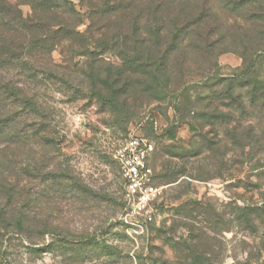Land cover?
I'll return each mask as SVG.
<instances>
[{
  "label": "rangeland",
  "instance_id": "obj_1",
  "mask_svg": "<svg viewBox=\"0 0 264 264\" xmlns=\"http://www.w3.org/2000/svg\"><path fill=\"white\" fill-rule=\"evenodd\" d=\"M10 1L20 2L26 16L33 11L27 0ZM72 1L84 15L78 31L85 32L90 1ZM192 1L202 6L203 19L193 48L186 49L182 74L175 68L172 95L160 101L130 96L118 118L123 120L113 121L95 100H72L69 91L56 88L41 90L51 119L43 133L56 141L49 144L28 132L32 139L12 165L26 194L17 206L7 207L8 220L0 221V264H160L164 258L180 256L178 248L192 235L195 242L206 239L217 245L209 252L210 264H233L258 249L263 252L259 263L264 262V220L253 234L238 229L235 221L237 205H264V139L258 144L245 140L244 148L237 150L235 139L226 132L233 123L221 125L218 133L206 126L203 132L219 140L223 160L219 166L210 160L207 172L198 158L184 159L202 142L193 117L197 110H186L181 97L185 92L195 96L219 91L222 86H214L219 78L240 73L243 48L251 50L250 38L259 32L250 22L263 23L264 0ZM209 34L217 43L209 50L200 49L198 42ZM71 46L65 40L56 47L52 53L56 65H65ZM258 55L250 54L247 64H258L264 71V53ZM101 57L113 63L103 64L106 70L121 65L116 49ZM237 57L239 64L234 61ZM178 102L180 110L175 109ZM259 113L249 107L242 127L249 130L251 120L256 132H264V109ZM129 134L143 135L153 143L149 162L153 184L161 191L154 202V220L143 232L129 225L125 180L114 157ZM259 162L262 165L257 166ZM4 166L9 168L0 161V170ZM205 172L207 179L191 176ZM20 212H24L21 221ZM84 241L88 244L83 253L79 248Z\"/></svg>",
  "mask_w": 264,
  "mask_h": 264
},
{
  "label": "trees",
  "instance_id": "obj_2",
  "mask_svg": "<svg viewBox=\"0 0 264 264\" xmlns=\"http://www.w3.org/2000/svg\"><path fill=\"white\" fill-rule=\"evenodd\" d=\"M27 1L33 11L26 16L20 2L0 0V161L9 164V168L4 166L0 170L1 222L9 218L7 207L17 206L26 194L17 174L19 171H14L12 165L17 163L25 142L32 139L27 133L33 132V138L43 137L49 144L56 141L43 133L51 126V119L40 97L41 90L56 88L69 91L72 100L79 97L95 100L103 112L107 110L111 114L113 121L121 117L131 97L163 100L174 93L175 68L182 74L186 49L193 48L203 19L202 6L192 0H86L91 5L90 24L85 32H80L78 26L83 23L84 15L74 1ZM262 11L261 25L250 22L259 32L250 38L252 49L243 48L244 64L240 73L219 78L220 82L214 84L222 86L219 91L210 89L195 96L185 92L181 96L186 110H197L193 117L202 142L184 159L198 158L207 172L210 160L214 166L221 165L223 160L219 156L220 142L206 136L203 132L206 126L218 133V127L233 123L226 132L235 139L237 150L244 148L245 140L258 144L264 139V132H256L251 120L249 130L242 127L249 107L258 108L259 115L264 109V71L258 64H247L250 54L264 53V9ZM242 26L239 25V29ZM210 38V34L207 35L198 42V47L211 49L217 42ZM65 40L72 42L70 56L65 65L59 66L52 53ZM109 49H116L121 65L106 70L103 64L113 63L101 55ZM77 56L80 60L75 62ZM176 99L180 102V98ZM179 102L175 109L180 110ZM224 108H228L227 111ZM13 148L18 151H12ZM260 165L262 163H257ZM207 172L191 176L207 179ZM236 208V227L255 233L264 220V205H237ZM23 213L17 214L19 221ZM192 237L183 240L182 247L178 248L180 256L174 260L164 258L160 264H210L209 252L217 245L206 239L195 242ZM86 241L79 248L83 253ZM262 254L258 249L233 264H264L259 263Z\"/></svg>",
  "mask_w": 264,
  "mask_h": 264
},
{
  "label": "built area",
  "instance_id": "obj_3",
  "mask_svg": "<svg viewBox=\"0 0 264 264\" xmlns=\"http://www.w3.org/2000/svg\"><path fill=\"white\" fill-rule=\"evenodd\" d=\"M153 150L154 145L147 137L129 134L114 153L125 180L126 217L132 219L129 225L141 232L154 220V202L161 192L153 184V169L149 162Z\"/></svg>",
  "mask_w": 264,
  "mask_h": 264
},
{
  "label": "crops",
  "instance_id": "obj_4",
  "mask_svg": "<svg viewBox=\"0 0 264 264\" xmlns=\"http://www.w3.org/2000/svg\"><path fill=\"white\" fill-rule=\"evenodd\" d=\"M234 61H236V62L239 64V62H240V58L237 57Z\"/></svg>",
  "mask_w": 264,
  "mask_h": 264
}]
</instances>
